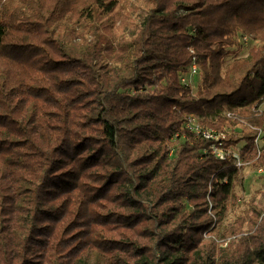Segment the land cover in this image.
<instances>
[{"label": "trees", "instance_id": "trees-1", "mask_svg": "<svg viewBox=\"0 0 264 264\" xmlns=\"http://www.w3.org/2000/svg\"><path fill=\"white\" fill-rule=\"evenodd\" d=\"M263 104L264 0H0V264H264Z\"/></svg>", "mask_w": 264, "mask_h": 264}, {"label": "rangeland", "instance_id": "rangeland-1", "mask_svg": "<svg viewBox=\"0 0 264 264\" xmlns=\"http://www.w3.org/2000/svg\"><path fill=\"white\" fill-rule=\"evenodd\" d=\"M252 45L251 40H249V38H245L244 40V44L241 47L240 51L238 52V55L240 56H245L248 53V49L249 47ZM236 47H233L232 50H234ZM233 57L229 56L226 58L225 62H229L232 60ZM201 67V66H200ZM205 72L203 70V68L201 67L200 73L199 74H193L190 75L188 73H186L185 76V82L189 83L192 88L193 91L196 92L198 87L202 84V80L204 78ZM262 109H264V104L261 107ZM194 116H196V118L200 119V117L197 114H194ZM202 118V117H201ZM219 131L224 130L226 132V134L229 131H241L244 129V125L243 124H234V125H226L224 127V129H219L217 128ZM259 137H258V144L260 146V144L263 143V136H264V131H260L259 133ZM244 145V141H240V143L234 148L236 151L239 150L240 147H242ZM233 149V150H234ZM243 174H244V184L243 185H236V191H235V202L233 204V206L231 207L229 213L227 214V216L225 217V219L223 220V222H220L219 225L217 224V228L219 227H223V225H228L230 223L235 222L236 220V216L238 214H240V212H242L244 209L249 208L250 205H248V201L249 200H256L258 201L260 196H261V192L262 190H264V169H260V168H256L253 167L252 165H247L246 167H244L243 169ZM209 234H207L208 236ZM225 245V244H224Z\"/></svg>", "mask_w": 264, "mask_h": 264}, {"label": "built area", "instance_id": "built-area-1", "mask_svg": "<svg viewBox=\"0 0 264 264\" xmlns=\"http://www.w3.org/2000/svg\"><path fill=\"white\" fill-rule=\"evenodd\" d=\"M201 70V67L197 63L196 60H194L191 65L188 67V71L186 73L193 75V74H199ZM185 73V74H186ZM185 74L181 76V79L184 83L185 82ZM187 127L190 128L192 131H194L197 135L201 136L202 138L208 139L212 141L211 148L213 153L219 157L220 159H224L230 154H233L234 157L238 159V163L241 164L239 154L237 151L227 149L225 147H222L219 144H222L221 140L222 138L225 137L226 132L224 130L219 131L217 128L204 125L199 118L197 119L194 114L190 115L188 122H187ZM260 135H258L259 137ZM257 137V140H258Z\"/></svg>", "mask_w": 264, "mask_h": 264}]
</instances>
